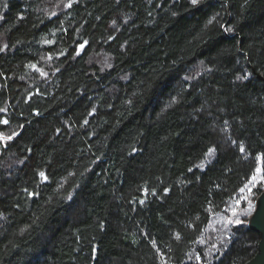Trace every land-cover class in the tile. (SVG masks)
Listing matches in <instances>:
<instances>
[{"label": "trees", "instance_id": "obj_1", "mask_svg": "<svg viewBox=\"0 0 264 264\" xmlns=\"http://www.w3.org/2000/svg\"><path fill=\"white\" fill-rule=\"evenodd\" d=\"M0 49V264L257 254L264 0H0Z\"/></svg>", "mask_w": 264, "mask_h": 264}, {"label": "water", "instance_id": "obj_2", "mask_svg": "<svg viewBox=\"0 0 264 264\" xmlns=\"http://www.w3.org/2000/svg\"><path fill=\"white\" fill-rule=\"evenodd\" d=\"M261 206L248 221V228L260 233L261 241L257 254L245 264H264V196L260 200Z\"/></svg>", "mask_w": 264, "mask_h": 264}, {"label": "rangeland", "instance_id": "obj_3", "mask_svg": "<svg viewBox=\"0 0 264 264\" xmlns=\"http://www.w3.org/2000/svg\"><path fill=\"white\" fill-rule=\"evenodd\" d=\"M98 57H99L101 64L104 65V64L108 63V57L107 56L99 55ZM259 171H257V176H259V173H260ZM244 199H246V197H244V196L239 197V199L237 198V200L234 202L235 209H233V211L231 212L232 216H235L238 214L237 219H239V220L244 219L243 217H246L252 211V203L251 202H248L247 207L244 209V211L240 210L241 204L245 202ZM241 212H242V216L240 215ZM234 213H235V215H234ZM232 216L229 217L230 218L229 220H232V218H233ZM249 219H250V216L248 217V221H249Z\"/></svg>", "mask_w": 264, "mask_h": 264}, {"label": "snow or ice", "instance_id": "obj_4", "mask_svg": "<svg viewBox=\"0 0 264 264\" xmlns=\"http://www.w3.org/2000/svg\"><path fill=\"white\" fill-rule=\"evenodd\" d=\"M191 2H192L193 5H195V4L198 2V0H191ZM68 6L71 7V4H69ZM0 50H2V49H0ZM239 78H241V79H246L247 77H239ZM5 123H7V121H5ZM212 151H213V150L210 149V150H209V153H211ZM241 151H243V149H241ZM257 171H259V169H258ZM252 179L255 181V180H256V177L253 176ZM234 215H235V213H234ZM233 222L236 223V224H240V223H242V221L239 220V219H236L235 221H231V220L228 221V223H233Z\"/></svg>", "mask_w": 264, "mask_h": 264}]
</instances>
